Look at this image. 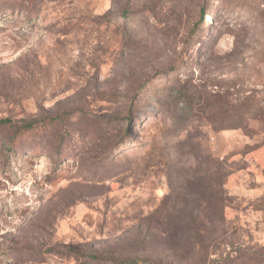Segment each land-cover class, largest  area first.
Segmentation results:
<instances>
[{
    "label": "rangeland",
    "instance_id": "rangeland-1",
    "mask_svg": "<svg viewBox=\"0 0 264 264\" xmlns=\"http://www.w3.org/2000/svg\"><path fill=\"white\" fill-rule=\"evenodd\" d=\"M1 119L0 264H264V0H0Z\"/></svg>",
    "mask_w": 264,
    "mask_h": 264
},
{
    "label": "trees",
    "instance_id": "trees-1",
    "mask_svg": "<svg viewBox=\"0 0 264 264\" xmlns=\"http://www.w3.org/2000/svg\"><path fill=\"white\" fill-rule=\"evenodd\" d=\"M123 17H124V18L128 17L126 12H124ZM9 121H10L9 119H1V120H0V122H2V123H7V122H9ZM35 125H36V124H27V125L23 126L22 128H23V129H24V128L31 129V128H33ZM217 163H218V165H219V164H222L221 161H218ZM221 171H223V170H221ZM220 173H221V172H220ZM228 174H229V173L226 172V174H224V177H226ZM222 175H223V173H222ZM218 184H219L220 188L222 189V185H223L222 182H219ZM221 189H220V194H219V196L216 198V200H215L213 203H212V201H211V202L208 201L209 203H211V204H210L211 206L213 205L214 207H216V208L218 209V211H219L220 214L223 213V206H224V200H223L224 198H223V194H222V190H221Z\"/></svg>",
    "mask_w": 264,
    "mask_h": 264
}]
</instances>
